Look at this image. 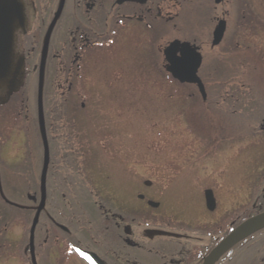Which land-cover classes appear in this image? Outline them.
I'll list each match as a JSON object with an SVG mask.
<instances>
[{
  "label": "flooded vegetation",
  "instance_id": "flooded-vegetation-1",
  "mask_svg": "<svg viewBox=\"0 0 264 264\" xmlns=\"http://www.w3.org/2000/svg\"><path fill=\"white\" fill-rule=\"evenodd\" d=\"M21 2L13 22L21 25L23 18L24 27L15 39L16 51L24 58V77L16 91L0 89V264H93L84 252L96 254L104 264H188L195 254L201 257L193 263L202 264L239 224L264 212L263 170L259 184L248 188L245 204H232L224 221L201 226L202 236L212 239L204 249L194 224L179 223V232L170 223H156L157 218L171 219L156 215L160 203L149 204L157 202L152 194L138 193L137 186L125 188L138 193L143 209L103 184L107 171L118 167L112 159L119 153L118 142L113 143L117 136L111 127L108 130L112 123L106 122L105 104L114 106L113 113L135 110L139 89L152 92V77L169 98L189 89L203 102L211 97L232 121H244L239 123L244 132L234 142H242L248 152L264 145V104H248L251 98L237 95L248 86L242 77L253 70L243 62L253 59V52L264 60V0H64L62 7V0ZM60 7L43 58L46 34ZM174 41L190 45L185 51L176 49L177 59L191 51L201 59L197 76L205 96L197 83L174 77V53H165ZM241 64L247 67L239 68ZM161 78L164 85L159 84ZM40 79L49 161L45 202L32 235L43 202L45 164L38 116ZM225 86L231 89L226 91L231 100L222 104ZM119 135L116 140L122 139ZM223 137L232 139L226 129ZM243 146L238 144L239 150ZM8 148L13 149L11 157ZM18 170L19 180L14 178ZM20 181L25 192L19 189ZM144 185L152 188L147 181ZM150 208L152 226L139 231V220L149 225ZM173 242L188 247L178 252Z\"/></svg>",
  "mask_w": 264,
  "mask_h": 264
},
{
  "label": "rangeland",
  "instance_id": "rangeland-1",
  "mask_svg": "<svg viewBox=\"0 0 264 264\" xmlns=\"http://www.w3.org/2000/svg\"><path fill=\"white\" fill-rule=\"evenodd\" d=\"M253 53V59L243 62L253 69L251 76L242 77L248 86L242 87L241 90L244 91L237 92V95L251 98L248 99V104H264V60ZM246 67L241 64L239 68ZM153 80L155 78L152 77V92L147 87L139 89L137 95L140 102L133 105L135 110L120 111L118 114L113 113L112 104H105L106 122L112 123L111 126L107 125L108 130L111 127L117 136L113 143L118 142L119 153L116 159H112L118 167L107 171L108 178L105 177L103 184L108 191L114 189V193H120L118 196L140 208L144 204L141 200H136L137 194H152L153 199L160 203L159 208L155 209L156 215L162 214L171 219L166 221L157 218V224L170 223L179 232L183 230L182 227L179 228V223L189 226L194 224L193 227L200 231L196 235L202 236L204 233L201 232V226L207 225L209 228L217 220L224 221L232 204L238 207L248 201V188L258 185V180L263 175L264 145L254 146L248 152L243 143L238 141L245 149L239 150L234 138L244 132V124H239L244 121H232L210 102L211 97L203 102L198 94L193 95L189 89L169 98L166 89ZM159 84H165L162 78ZM224 90V99L221 101L222 104H227L231 98L226 96V91L231 89L225 86ZM173 92L177 93L175 89ZM224 129L233 140L223 137ZM132 131L134 133L131 136ZM119 132L122 139L116 140L120 136ZM132 149L134 153L130 157ZM12 151L13 149L8 148L6 154L11 157ZM95 156L100 160L99 154ZM13 163H10L11 170L16 165ZM14 174V178L19 180V170L14 171ZM11 177L12 174L8 178L12 179ZM145 181H151L152 188L145 187ZM20 184L19 189L22 188L21 192H25L24 181H20ZM130 186H137L138 193L125 189ZM153 188H156L154 191L157 195L152 193ZM208 188L217 199V207L213 213L207 210L205 204L204 191ZM10 190L13 191L14 188ZM16 201L28 203L26 199ZM145 216L146 212L144 218ZM148 217L146 220L149 225L145 224V220L142 223L139 220V231L152 226V209ZM206 236H202L201 241L204 249L212 240ZM173 246L178 252H181V247H188L175 242ZM235 255H230L219 264H231L236 260ZM259 255H264V249L259 250ZM245 263L248 261L239 259L235 262Z\"/></svg>",
  "mask_w": 264,
  "mask_h": 264
},
{
  "label": "water",
  "instance_id": "water-1",
  "mask_svg": "<svg viewBox=\"0 0 264 264\" xmlns=\"http://www.w3.org/2000/svg\"><path fill=\"white\" fill-rule=\"evenodd\" d=\"M64 0L61 2V7L63 5ZM61 7L53 19L48 32L46 34L45 42H44V50H43V58L45 57L48 45L50 34L54 28V25L57 21L58 15L60 13ZM22 8L21 0H0V89L3 87H8L12 92L16 91L24 77V58L20 57L16 51V32L20 29V27H24L22 22L19 25L13 22V15ZM7 21H9L7 23ZM190 46L188 43H181L180 41H174L170 47H168L165 51L167 57L169 56L170 51L172 50L174 56L172 57L173 66L171 71L176 79L181 82H189V83H197L205 96L204 87L202 85L201 80L197 76V71L200 65V58H197V54H194L193 51L190 52V55L186 56L183 54L181 59H177L175 57L176 49L181 51H185V47ZM199 56V55H198ZM182 62L181 66L179 61ZM177 66H181L179 69ZM187 69L188 74L184 75L182 72L183 69ZM38 116L40 120V128L43 137L44 149H45V164L42 174V197L43 202L38 209V212L35 215L33 225H32V235L34 233V229L38 222L40 212L44 206V199L46 196V175H47V167L49 161V145L48 139L46 135L45 123H44V113H43V88H42V79H40L39 83V94H38ZM151 181H147V184H151ZM206 205L207 208L213 211L216 208V199L214 197L213 191L208 189L205 192ZM149 204L154 207H158L159 203L150 201ZM264 228V212L253 216L241 224H239L232 232H230L227 236H225L203 259L202 264H216L229 250H231L236 244L245 239L246 237L256 233L257 231ZM152 232V231H151ZM157 234H169L168 232L155 230ZM93 264H104L99 257L90 252L83 253Z\"/></svg>",
  "mask_w": 264,
  "mask_h": 264
},
{
  "label": "trees",
  "instance_id": "trees-1",
  "mask_svg": "<svg viewBox=\"0 0 264 264\" xmlns=\"http://www.w3.org/2000/svg\"><path fill=\"white\" fill-rule=\"evenodd\" d=\"M159 219V218H158ZM161 220V219H159ZM264 249V230L257 232L250 239L243 241L240 245L231 249L220 261V263L228 258L230 255L236 254V260H234L231 264H235V262L239 259L248 261L245 264H264V255H259V250ZM196 258L194 260H190L188 258L186 262L188 264H193V262H197L200 260L201 255L195 254ZM233 260V258H232Z\"/></svg>",
  "mask_w": 264,
  "mask_h": 264
}]
</instances>
